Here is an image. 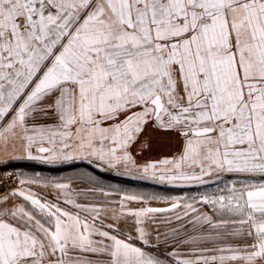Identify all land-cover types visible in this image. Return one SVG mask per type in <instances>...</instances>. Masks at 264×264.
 Here are the masks:
<instances>
[{"label": "snow or ice", "instance_id": "snow-or-ice-1", "mask_svg": "<svg viewBox=\"0 0 264 264\" xmlns=\"http://www.w3.org/2000/svg\"><path fill=\"white\" fill-rule=\"evenodd\" d=\"M0 264H264V0H0Z\"/></svg>", "mask_w": 264, "mask_h": 264}, {"label": "crops", "instance_id": "crops-1", "mask_svg": "<svg viewBox=\"0 0 264 264\" xmlns=\"http://www.w3.org/2000/svg\"><path fill=\"white\" fill-rule=\"evenodd\" d=\"M174 144H169L167 142H161L158 144H154L151 151H145L143 154L145 157H159L161 155H166L169 154L174 148ZM143 157H141L142 159ZM45 175H50L51 173L48 171L44 172ZM62 174H70V173H62ZM106 183H116L119 184L122 187L129 188L132 190L136 191H145V192H152V191H157L161 192L163 194L166 193H171V194H181V193H191L195 191V189H162L160 186L153 185L148 182H142V181H134V180H129V179H122L118 177H109L106 178Z\"/></svg>", "mask_w": 264, "mask_h": 264}, {"label": "built area", "instance_id": "built-area-1", "mask_svg": "<svg viewBox=\"0 0 264 264\" xmlns=\"http://www.w3.org/2000/svg\"><path fill=\"white\" fill-rule=\"evenodd\" d=\"M12 186L14 187L15 185L13 184Z\"/></svg>", "mask_w": 264, "mask_h": 264}]
</instances>
